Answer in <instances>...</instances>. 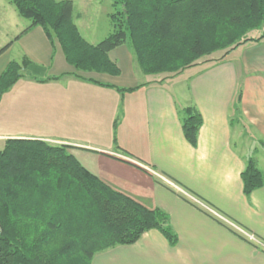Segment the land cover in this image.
<instances>
[{"label": "crops", "instance_id": "1", "mask_svg": "<svg viewBox=\"0 0 264 264\" xmlns=\"http://www.w3.org/2000/svg\"><path fill=\"white\" fill-rule=\"evenodd\" d=\"M84 13L75 15L73 3L80 35L96 45L88 41L93 31L86 28L84 36L79 30ZM29 26L16 28L0 55V74L13 52L14 61L25 57L31 64L0 99V149L8 139L67 146L111 189L165 212L177 235L171 247L159 231L150 230L132 245L96 253L91 264H264V247L233 227L264 246V185L245 196L241 179L249 159L264 172V39L239 46L221 62H200L178 77L139 82L128 46L108 53L118 76L84 74L66 63L42 28L20 35ZM48 77L59 79L45 81ZM84 79L140 87L118 92ZM187 106L202 120L195 146L184 138L178 117Z\"/></svg>", "mask_w": 264, "mask_h": 264}, {"label": "trees", "instance_id": "2", "mask_svg": "<svg viewBox=\"0 0 264 264\" xmlns=\"http://www.w3.org/2000/svg\"><path fill=\"white\" fill-rule=\"evenodd\" d=\"M31 27L42 28L77 72L118 76L108 53L127 45L142 74L176 75L204 57L223 61L264 26V0H113V32L96 45L86 42L73 21L71 0H7ZM17 39V38H16ZM9 44L0 49V55ZM10 61L0 74V99L30 66ZM48 77L45 81L58 80ZM96 85L122 89L84 79ZM42 81V80H40ZM240 102L236 95L235 110ZM186 141L196 145L202 120L192 106L178 110ZM116 124L114 123V126ZM248 196L264 185L253 160L241 174ZM150 230L174 247L168 215L114 191L67 152V146L35 139H8L0 149V264H91L96 253L136 243Z\"/></svg>", "mask_w": 264, "mask_h": 264}, {"label": "rangeland", "instance_id": "3", "mask_svg": "<svg viewBox=\"0 0 264 264\" xmlns=\"http://www.w3.org/2000/svg\"><path fill=\"white\" fill-rule=\"evenodd\" d=\"M60 1V0H57ZM74 3V14L77 12H81L85 10L84 17L81 20L82 24L79 26V30L82 35L86 36L84 33L85 29L88 28V32L93 31L94 37L91 41L92 43H99L105 37L113 32V27L109 19V15L112 10V2L113 0H71ZM84 6V7H83ZM83 7V8H82ZM30 21L23 19L18 16L14 7L8 3L7 0H0V49L8 45V39L11 37L10 35L14 33L15 29L20 28L23 24H29ZM262 33H264V26L260 28L251 30L247 32L246 37L255 39L259 37ZM250 42V41H249ZM10 45V44H9ZM243 45V44H242ZM127 46V45H126ZM241 46V45H240ZM237 49V48H236ZM235 49V50H236ZM241 51H237L236 56ZM222 55V52H217L211 56L204 57L201 61L206 62H214L219 59ZM17 59L15 52L11 54V59ZM81 73V72H80ZM84 74H86L84 72ZM179 74L176 75H160V76H147L142 74L140 71L136 73V79L139 82H147L159 79V82L165 81L169 78L178 77ZM184 77V75H183ZM50 132V130H48ZM51 144V143H48ZM57 145V144H51ZM1 147V143H0Z\"/></svg>", "mask_w": 264, "mask_h": 264}, {"label": "built area", "instance_id": "4", "mask_svg": "<svg viewBox=\"0 0 264 264\" xmlns=\"http://www.w3.org/2000/svg\"><path fill=\"white\" fill-rule=\"evenodd\" d=\"M161 179H163L164 181H166L164 178H161ZM167 182V181H166ZM168 184H169V182H167ZM170 185V184H169ZM172 187H174L175 185H171ZM177 189V188H176ZM179 190V189H178ZM182 194H184V195H186V196H188V194H186L183 190H179ZM202 207H204V209H206V210H208L209 212H211L213 215H215V216H217V214L213 211V210H211L210 208H208V207H205V206H202ZM232 226H233V224H231ZM233 227H235L236 229H238V231L240 232V233H242L243 235H244V237L248 240V241H251V242H254V243H257V244H259V245H261L262 247H264L258 240H256L252 235H250V234H247V233H245L244 231H242L241 229H239V228H237L236 226H233Z\"/></svg>", "mask_w": 264, "mask_h": 264}]
</instances>
